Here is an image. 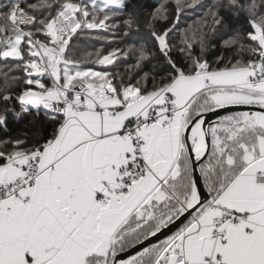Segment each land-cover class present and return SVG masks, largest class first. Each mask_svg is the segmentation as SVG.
<instances>
[{"label":"snow or ice","instance_id":"obj_1","mask_svg":"<svg viewBox=\"0 0 264 264\" xmlns=\"http://www.w3.org/2000/svg\"><path fill=\"white\" fill-rule=\"evenodd\" d=\"M0 264H264V0H0Z\"/></svg>","mask_w":264,"mask_h":264},{"label":"trees","instance_id":"obj_2","mask_svg":"<svg viewBox=\"0 0 264 264\" xmlns=\"http://www.w3.org/2000/svg\"><path fill=\"white\" fill-rule=\"evenodd\" d=\"M171 2V0H170ZM200 15L199 11H193V10H188L186 13L183 14V19H182V24L181 27H184L186 24H192L193 21L197 20ZM83 40V38H82ZM105 42L103 41H86L82 43V47L87 49L88 51L94 50V48H99L104 45Z\"/></svg>","mask_w":264,"mask_h":264}]
</instances>
